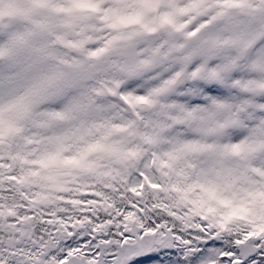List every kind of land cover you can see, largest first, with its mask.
<instances>
[{
	"label": "snow or ice",
	"instance_id": "1",
	"mask_svg": "<svg viewBox=\"0 0 264 264\" xmlns=\"http://www.w3.org/2000/svg\"><path fill=\"white\" fill-rule=\"evenodd\" d=\"M0 264H264V0H0Z\"/></svg>",
	"mask_w": 264,
	"mask_h": 264
}]
</instances>
